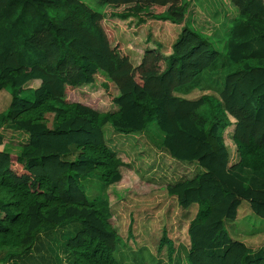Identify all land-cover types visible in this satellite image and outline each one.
Returning a JSON list of instances; mask_svg holds the SVG:
<instances>
[{
	"label": "trees",
	"instance_id": "16d2710c",
	"mask_svg": "<svg viewBox=\"0 0 264 264\" xmlns=\"http://www.w3.org/2000/svg\"><path fill=\"white\" fill-rule=\"evenodd\" d=\"M94 1L0 0V91L10 94L0 130L27 136L13 151L0 131V264H120L107 191L126 164L105 128L137 134L151 123L168 156L200 169L166 185L180 208H197L185 263L264 264V246L252 249L226 229L242 201L264 220V0H227L235 15L219 42L184 24L169 55L157 43L137 66L104 25L105 7L121 19L152 14L173 23L188 7ZM98 75L117 89L114 110L67 100L68 88ZM197 88L205 92L186 96ZM230 126L233 157L224 139ZM164 246L171 261L163 232L157 248ZM136 264L154 263L140 256Z\"/></svg>",
	"mask_w": 264,
	"mask_h": 264
},
{
	"label": "rangeland",
	"instance_id": "374dc122",
	"mask_svg": "<svg viewBox=\"0 0 264 264\" xmlns=\"http://www.w3.org/2000/svg\"><path fill=\"white\" fill-rule=\"evenodd\" d=\"M83 1L95 7L94 0L93 2ZM185 4L188 8L184 12L181 23L201 29L219 42L234 17L231 15V9H228V1L182 0L181 2L178 0L174 3V7L178 10V7ZM112 9L111 6L105 7L103 23L111 35L120 32L124 51L133 66L140 63L146 51L143 45L144 37L149 40L161 41V38H165L170 41L169 31L173 33V29H176L177 32L183 25L170 21L171 25L168 26L169 20L168 22L158 20L152 14H141V19H146L142 22L136 19L137 15L121 19L110 15ZM134 37L141 38V41ZM167 49L170 51L171 46L161 48L164 52ZM103 81L104 78L98 75L92 84L68 88L66 98L68 101H78L99 111H112L115 109L112 98L117 94V89L111 82H108L105 87ZM35 86V81L26 85L28 88ZM203 92L205 91L197 88L186 96L193 98ZM9 101V92L1 90L0 112L5 110ZM231 127L224 132V139L230 156L233 157L235 146L229 138ZM23 135L13 133L5 139L8 140L9 145L16 147L18 141L24 140ZM105 135L108 144L118 151V155L126 164L121 167V180L110 186L107 191L112 213L110 221L120 236L115 253L116 260L120 264H136V260L142 256L149 262L153 261L154 264L158 262L175 264L179 260V264H186L182 247L187 245V226L197 208L196 205L188 209L180 208L175 197L167 194L166 185L180 178L191 177L200 169L194 163L176 161L168 156L160 147L162 133L154 123L147 126V129L141 133L126 135L115 133L106 127ZM9 141H12V144ZM231 157L229 163H232ZM87 184L88 189H95L97 185L94 180ZM92 191L94 190L89 191L88 195L92 194ZM226 229L230 237L245 242L252 249L264 246V220L250 210L247 201L241 202L236 219L227 221ZM62 231L60 230L52 239H49L54 245L56 236L58 241L62 239ZM163 232L173 245L171 261H169L166 246L161 250L157 248Z\"/></svg>",
	"mask_w": 264,
	"mask_h": 264
},
{
	"label": "crops",
	"instance_id": "0c3cea01",
	"mask_svg": "<svg viewBox=\"0 0 264 264\" xmlns=\"http://www.w3.org/2000/svg\"><path fill=\"white\" fill-rule=\"evenodd\" d=\"M89 2H93V0H88ZM111 8H113V7H111ZM228 9H231V15H232V17L234 16L233 14H235V10L233 9V8H231L230 6H228ZM229 11V10H228ZM111 12V11H110ZM131 17H133V16H131ZM136 19H138L139 21H144V20H146V19H141V17L140 16H138V17H136ZM167 22H168V20H166ZM169 24H168V26L169 25H171L170 24V21L168 22ZM181 24H183V23H181ZM229 24H230V22H229ZM184 25V24H183ZM169 31V30H168ZM178 32L179 31H177L176 32V29H173V33L172 32H170L169 31V38H170V41H169V39H165V38H161V41L159 40V39H156V40H153V39H151V40H149V39H145V37L143 38L144 39V41H145V43L143 44L144 45V48L145 49H156L155 47L158 45L157 43H160V47L158 48L159 50H160V52H161V54L165 57V56H167V55H169L170 54V52H171V49H170V51H169V49H167L165 52L164 51H162L161 50V48L162 47H170L171 46V44L173 43V41L175 40V38H176V36L178 35ZM111 37H112V39H114V40H117L118 42H120L121 43V45H122V47H123V50H124V44H123V42H122V40L120 39V32H118V33H113V35H111ZM129 37H131V35H129ZM117 38V39H116ZM136 40H138L139 42L141 41V38H138V37H134ZM126 39V38H125ZM139 45H140V43H139ZM35 83H36V85H38V82L37 81H35ZM1 131V133L5 136V137H8L9 135H11V134H13V133H11V132H7V131H2V130H0ZM24 136V139L27 137L26 135H23ZM11 146V145H10ZM0 149H2V146H0ZM11 149L13 150V151H15V147H12L11 146Z\"/></svg>",
	"mask_w": 264,
	"mask_h": 264
}]
</instances>
